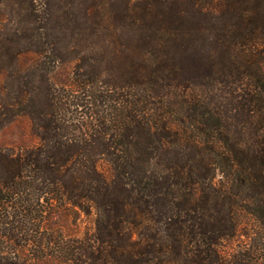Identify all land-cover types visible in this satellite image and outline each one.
Returning a JSON list of instances; mask_svg holds the SVG:
<instances>
[{
  "label": "trees",
  "instance_id": "16d2710c",
  "mask_svg": "<svg viewBox=\"0 0 264 264\" xmlns=\"http://www.w3.org/2000/svg\"><path fill=\"white\" fill-rule=\"evenodd\" d=\"M17 119L0 264H264V0H0Z\"/></svg>",
  "mask_w": 264,
  "mask_h": 264
},
{
  "label": "rangeland",
  "instance_id": "374dc122",
  "mask_svg": "<svg viewBox=\"0 0 264 264\" xmlns=\"http://www.w3.org/2000/svg\"><path fill=\"white\" fill-rule=\"evenodd\" d=\"M69 72V66L59 68L52 74L53 80L64 81ZM27 125L28 123L24 119H17L8 123L0 130V147L27 146L33 143L34 140L28 133ZM53 224L54 231L62 232L66 238L67 236H70V238L72 236L82 237L86 233H91L93 227L91 216L72 211L56 215L53 219ZM228 245L235 248L239 245V241H233Z\"/></svg>",
  "mask_w": 264,
  "mask_h": 264
}]
</instances>
